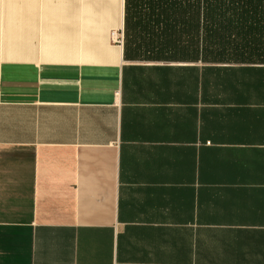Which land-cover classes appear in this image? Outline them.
<instances>
[{
	"label": "crops",
	"instance_id": "crops-1",
	"mask_svg": "<svg viewBox=\"0 0 264 264\" xmlns=\"http://www.w3.org/2000/svg\"><path fill=\"white\" fill-rule=\"evenodd\" d=\"M125 0H0V264H264V64L124 58Z\"/></svg>",
	"mask_w": 264,
	"mask_h": 264
},
{
	"label": "trees",
	"instance_id": "trees-1",
	"mask_svg": "<svg viewBox=\"0 0 264 264\" xmlns=\"http://www.w3.org/2000/svg\"><path fill=\"white\" fill-rule=\"evenodd\" d=\"M124 58L264 64V0H125Z\"/></svg>",
	"mask_w": 264,
	"mask_h": 264
},
{
	"label": "built area",
	"instance_id": "built-area-1",
	"mask_svg": "<svg viewBox=\"0 0 264 264\" xmlns=\"http://www.w3.org/2000/svg\"><path fill=\"white\" fill-rule=\"evenodd\" d=\"M113 39H114L116 42H118V43H122L123 40H124V35H123V33H118V34L114 33V34H113Z\"/></svg>",
	"mask_w": 264,
	"mask_h": 264
}]
</instances>
